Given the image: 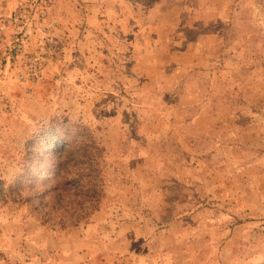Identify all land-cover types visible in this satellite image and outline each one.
<instances>
[{"label":"rangeland","instance_id":"obj_1","mask_svg":"<svg viewBox=\"0 0 264 264\" xmlns=\"http://www.w3.org/2000/svg\"><path fill=\"white\" fill-rule=\"evenodd\" d=\"M0 264H264V0H0Z\"/></svg>","mask_w":264,"mask_h":264},{"label":"trees","instance_id":"obj_2","mask_svg":"<svg viewBox=\"0 0 264 264\" xmlns=\"http://www.w3.org/2000/svg\"><path fill=\"white\" fill-rule=\"evenodd\" d=\"M56 145L52 138L46 142L38 141V145L43 148L38 153L39 158L36 167H40V175L34 174L32 178L40 182L43 187L42 197L49 198L52 202H60V198L67 193L69 187L74 184L80 196H83L82 182H89L82 176L83 169V152L76 149V144L68 140L59 138ZM33 142H31L32 144ZM44 144V145H42ZM42 145V146H41ZM32 148L27 147L25 157L33 158L37 152L30 153Z\"/></svg>","mask_w":264,"mask_h":264}]
</instances>
